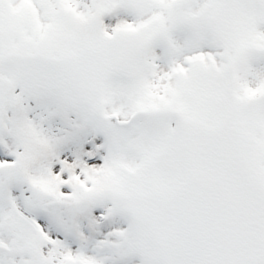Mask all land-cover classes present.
<instances>
[{"label":"snow or ice","instance_id":"obj_1","mask_svg":"<svg viewBox=\"0 0 264 264\" xmlns=\"http://www.w3.org/2000/svg\"><path fill=\"white\" fill-rule=\"evenodd\" d=\"M0 264H264V0H0Z\"/></svg>","mask_w":264,"mask_h":264}]
</instances>
